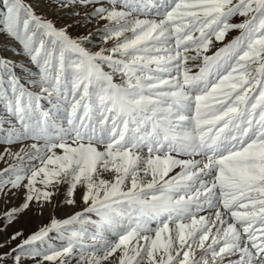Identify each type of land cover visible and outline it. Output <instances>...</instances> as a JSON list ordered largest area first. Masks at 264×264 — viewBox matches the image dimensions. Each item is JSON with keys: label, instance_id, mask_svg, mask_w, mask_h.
I'll return each mask as SVG.
<instances>
[{"label": "snow or ice", "instance_id": "obj_1", "mask_svg": "<svg viewBox=\"0 0 264 264\" xmlns=\"http://www.w3.org/2000/svg\"><path fill=\"white\" fill-rule=\"evenodd\" d=\"M13 49L0 223L72 213L0 264H264V0H0Z\"/></svg>", "mask_w": 264, "mask_h": 264}, {"label": "rangeland", "instance_id": "obj_2", "mask_svg": "<svg viewBox=\"0 0 264 264\" xmlns=\"http://www.w3.org/2000/svg\"><path fill=\"white\" fill-rule=\"evenodd\" d=\"M42 3L47 4L48 0H42ZM43 14H45L49 19L56 20L59 22L63 18V13L55 11L52 7H43L40 10ZM241 18L237 17L234 18L235 22H239ZM238 35V32H232L225 38V43L231 39L233 36ZM222 46V45H217ZM17 49H13L12 51L3 52L0 53L2 55L14 57V52ZM215 48L210 49L209 54H211L212 51H214ZM196 69H193L195 71ZM3 165L0 164V167ZM20 203V199L17 197H13L9 200V203L7 207H12L13 205H18ZM6 207L5 203L3 202V199H0V211H3ZM76 210H79L77 208ZM72 213V209L65 205L62 202V197H56L54 199V206H49L44 209L43 212L39 211L38 209H33L30 212H27L25 215H23L19 220L14 222L12 225L8 226L7 228L4 227L2 223H0V244L4 243V241L14 234L16 231L22 232L25 237L27 235L32 234L33 232L37 231L39 228L45 226L47 223H49L50 218H56V219H63L66 218L68 215ZM0 220H2V217H0ZM52 235V234H50ZM51 243L58 244L57 241H51ZM16 242H12L11 247H15ZM47 264V262H46ZM75 264V262H73Z\"/></svg>", "mask_w": 264, "mask_h": 264}]
</instances>
